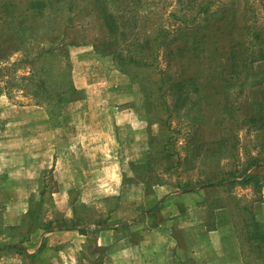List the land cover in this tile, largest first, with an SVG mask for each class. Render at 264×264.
<instances>
[{
    "label": "rangeland",
    "instance_id": "374dc122",
    "mask_svg": "<svg viewBox=\"0 0 264 264\" xmlns=\"http://www.w3.org/2000/svg\"><path fill=\"white\" fill-rule=\"evenodd\" d=\"M45 1L0 0V264H264V0Z\"/></svg>",
    "mask_w": 264,
    "mask_h": 264
},
{
    "label": "trees",
    "instance_id": "16d2710c",
    "mask_svg": "<svg viewBox=\"0 0 264 264\" xmlns=\"http://www.w3.org/2000/svg\"><path fill=\"white\" fill-rule=\"evenodd\" d=\"M107 2L110 1V0H106ZM217 0H188V4H189V9H194L193 12L190 14V17H189V20H192L194 21L199 15L203 14V15H207V14H211L213 11L211 10L213 8V6L215 5V2ZM44 5H47V0L45 2L42 3V5L39 7L38 11H37V14L39 15L41 12H42V8L44 7ZM119 6H122V4H120ZM224 14V13H223ZM222 15V14H221ZM235 19V18H234ZM219 21H226L225 20V17L224 16H221L220 17V20ZM236 23V21H235ZM238 23V21H237ZM232 25V24H230ZM37 28V26H34L33 29L35 30ZM232 31V30H231ZM257 38V36H255ZM243 41H234L231 43V46H230V53L228 56H226V60L227 61H230L232 64L231 66L233 67V73L234 74H238L239 72V69L238 67H240V70L242 69V66L241 64H239V59L241 57V54L240 53H236V47L238 46H241L243 45ZM248 48H250V45H248ZM3 51L1 48H0V54H3ZM49 54V53H52L53 55H55L56 53V50L54 47H47V48H40V51L39 53L37 54H34V55H30L29 53H26L25 56H24V60H26V63L25 64H28V65H31V68L30 70H32V74L30 76H23V78L25 79H28L29 81L26 83V86H30V85H33L36 92H38L39 90H42L45 88V80L42 78V77H38L36 78V75H34V70H35V64H37L39 61L38 59L41 58L42 55H45V54ZM226 53L224 54V57H225ZM8 57V56H7ZM23 58H21L22 60ZM264 60V48L263 47H260L258 50H256L254 52V55L251 56V58L248 60V62H242V65L243 67L246 66V65H254V63H258L259 61H262ZM246 63V65H245ZM42 65V63H41ZM39 69V68H38ZM239 76V75H238ZM23 80V79H22ZM262 81L264 80H261L259 81L257 84L261 83ZM186 83H185V80L181 79V80H178L176 82H172L171 84V89L174 91V94L176 96V99H180V97L182 95H184V91H186ZM254 119L252 118V121ZM261 126H259V129L263 127V123H264V119L262 117L261 119ZM251 166H254V167H260V166H264V162H262V160L260 159V156H253V157H250L248 158V164H247V168L251 167ZM252 179H255L256 177L255 176H250L248 178V181L249 179L251 180ZM248 181H246L245 183H247ZM264 184H261L260 187H262ZM260 226V223L258 222V224ZM70 227V226H69ZM258 231V232H257ZM255 232V236L258 240H261L262 239V234L260 233L259 230H257ZM10 247H13V246H10Z\"/></svg>",
    "mask_w": 264,
    "mask_h": 264
},
{
    "label": "crops",
    "instance_id": "0c3cea01",
    "mask_svg": "<svg viewBox=\"0 0 264 264\" xmlns=\"http://www.w3.org/2000/svg\"><path fill=\"white\" fill-rule=\"evenodd\" d=\"M261 64H264V60L259 61L258 64L254 65V67H256V65H261ZM251 90H252V93L254 94L253 99H255L261 103V107L263 108V119H264V81H262L261 83H259L257 85H254L251 88ZM255 93H258L257 98L255 97ZM260 194H261L260 197H262L261 199H263V201H264V185L260 188ZM224 244H226V248H228L230 245L229 243H226L225 241H224ZM232 258H234V257L232 256Z\"/></svg>",
    "mask_w": 264,
    "mask_h": 264
}]
</instances>
